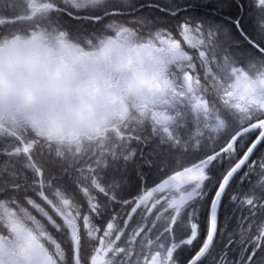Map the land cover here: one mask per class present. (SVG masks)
Wrapping results in <instances>:
<instances>
[{"label": "snow or ice", "instance_id": "snow-or-ice-1", "mask_svg": "<svg viewBox=\"0 0 264 264\" xmlns=\"http://www.w3.org/2000/svg\"><path fill=\"white\" fill-rule=\"evenodd\" d=\"M0 264H264V0H0Z\"/></svg>", "mask_w": 264, "mask_h": 264}, {"label": "clouds", "instance_id": "clouds-1", "mask_svg": "<svg viewBox=\"0 0 264 264\" xmlns=\"http://www.w3.org/2000/svg\"><path fill=\"white\" fill-rule=\"evenodd\" d=\"M30 39V37H28ZM25 59L37 67L47 66L53 62H59L69 68L74 67L76 60L74 57L52 42L39 43L34 48L23 53ZM37 118L41 121L49 122L54 119L52 114V103L50 100H41L37 104Z\"/></svg>", "mask_w": 264, "mask_h": 264}]
</instances>
